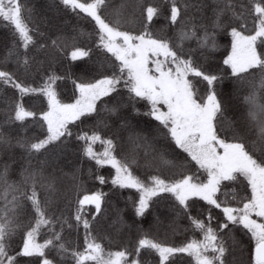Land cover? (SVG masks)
<instances>
[{
    "label": "snow or ice",
    "instance_id": "snow-or-ice-1",
    "mask_svg": "<svg viewBox=\"0 0 264 264\" xmlns=\"http://www.w3.org/2000/svg\"><path fill=\"white\" fill-rule=\"evenodd\" d=\"M59 4L83 13L94 22L95 48L106 54L89 70L93 72L92 79L73 81L75 98L69 103L58 98L55 88L57 80L63 77L48 69L62 55L73 62L90 59L93 49L77 46L78 37L71 38L73 50L70 52H66L69 45L61 40L37 43L31 33L38 29L30 28L23 18L20 0H0V18L13 27L15 36L3 57L6 66L0 69V85L16 93L13 97L0 96L5 117L0 121V197L3 199L0 264H20L21 258H38L39 264H54L47 255L52 249L62 259H73L74 264H142L143 250L158 256V264H169L180 253L191 257L194 264H228L227 257L238 247L232 239L234 231L244 232L253 244L250 264H264V97L261 96L264 0H248L247 4L242 0L240 3L236 0H211V3L209 0H162V5L126 0L121 8L131 4L133 22L140 26L138 33L125 28L128 21L119 12L115 21L104 17L108 0H59ZM162 6H165L163 14L167 24L178 26L174 36L151 31L154 20L162 14ZM209 8L211 17L206 15ZM249 16L254 24L251 29L247 22ZM209 19L211 23H205ZM220 31H226L231 37V50L222 60L230 70L226 74L206 71L197 61L198 52L207 59L206 54L217 50ZM189 40H195L197 47L185 50L183 44ZM9 62L11 66H7ZM225 75L237 86L245 83L250 86L248 94L242 97L246 111L239 115L234 112L231 117L226 114L228 105L217 90ZM35 76H40L42 83L34 87L26 81ZM201 81L205 84L203 92L198 87ZM123 91L127 93L126 98ZM235 94L239 97L238 89ZM29 96L43 97L46 101L47 110L40 111L36 121L43 138L41 134L32 137L25 134V122L37 117V112L29 110L23 102ZM141 101L149 109L144 114L158 122V135L186 154L183 162L178 158L169 159L168 153L156 149L148 136L130 131L125 112L129 109L138 112L136 105ZM98 102L104 107L100 108ZM91 117L97 119L91 133L76 136L84 142L82 154L94 161L97 168L109 166L114 170L110 180L113 188L134 189L139 194L138 200L131 201L135 217H144L153 198L168 193L176 202L173 211L185 216L191 228L201 233V239L168 246L144 234L134 253L126 249L106 253L90 230L91 221H97L103 212L106 193L100 191L79 198L70 216L56 215L53 196L59 178L55 170L49 175H45V170L53 167L52 158L67 147V141L73 136L69 125ZM113 118L116 139H105L99 129L108 128V121ZM122 131H129V141L142 148L145 157H151L149 166L177 169L178 178L166 180L152 175L146 182L135 175L132 166L137 163L136 159L116 155ZM97 143L103 146V151H94L93 145ZM16 149L22 153L19 159ZM193 162L196 171L189 172ZM18 163L20 179L10 180L13 165ZM197 173L206 174V180L200 179ZM76 179L73 174V180ZM95 179L101 185L109 182L99 174ZM236 185L242 186L244 195H240ZM38 189L43 191V199ZM193 200L203 201L207 206L196 216L191 214L193 205L189 201ZM86 206L95 210L91 221L85 216ZM214 210L219 214H214ZM205 211L206 220L200 218ZM116 225H124L120 212L110 227ZM73 227L85 230L82 251L70 248L64 240L65 228ZM42 229H47L49 235L40 242ZM17 235L20 242L14 248L12 239ZM27 264H35L34 259H29Z\"/></svg>",
    "mask_w": 264,
    "mask_h": 264
},
{
    "label": "trees",
    "instance_id": "trees-1",
    "mask_svg": "<svg viewBox=\"0 0 264 264\" xmlns=\"http://www.w3.org/2000/svg\"><path fill=\"white\" fill-rule=\"evenodd\" d=\"M125 2L126 0H108L107 7L103 9V15L108 21H115L118 18V12L121 13L122 19L128 21L125 24V28L134 33H138L140 26L138 22H133L131 4L123 9L121 8L122 5H125ZM132 2L134 3V0H132ZM144 2L145 4L162 5V0H144ZM240 2L241 0H236V3ZM242 2L247 4L248 0H242ZM20 3L22 6V16L29 24V27L38 29V31L31 33L37 43L51 44L52 40H61L69 45L66 52H70L73 50L71 47V38L78 37L76 40L77 46L93 49L90 59L84 58L83 60L73 62L67 59L66 55H62L59 56L57 60L52 63L51 68L48 69L57 76L63 77L57 80L55 85L58 98L65 103L72 102L75 98L73 81L76 80L79 82L80 80L92 79L93 72L89 70L94 67L98 58L103 59L106 55L95 48L97 36L94 31V22L83 13H78V11L73 12L71 9L64 8L63 5L59 4V0H20ZM209 3H211V0H209ZM28 10H31V12L29 13ZM164 12L165 6H162V14L154 20L151 31L159 35L174 36L178 26L167 24L163 14ZM136 15L138 17L139 13ZM206 15L211 17L210 8L207 10ZM29 17L31 18L29 19ZM223 19L226 23L228 22L227 17ZM247 22L249 29L254 27L250 16ZM205 23L210 24L211 20H206ZM40 33H43V35L41 36ZM14 39L13 27L0 18V69L6 66L3 57L6 54V50L12 46ZM217 43L219 47L216 51L206 54L207 59L200 56L198 52L197 61L199 64L203 65L206 71H212L216 74H226L230 70L225 68L222 64V60L231 50V37L226 31H220L217 34ZM183 47L185 50L189 48L194 49L197 47V44L195 40H189L184 42ZM7 66H11L10 62ZM193 79L195 80L197 78ZM33 80L35 81L34 83ZM26 82L31 83L32 86L35 87L42 83V80L40 76H35ZM198 87L201 92H203L205 90L204 82L201 81ZM237 89L239 90V97L235 94ZM217 90L221 92V98L224 99L228 105L226 114L229 117H231L234 112L239 115L240 112L246 111V107L242 104V97L247 95L250 91L248 83L237 86L236 82L232 80L230 76L225 75L222 85H217ZM123 94L126 98V91H123ZM3 95L13 97L16 93L14 89L0 85V96ZM261 96L264 97V90H261ZM105 100H107V98H105ZM23 102L29 110L37 112L36 118L25 122V134L29 137L41 134V138H43L42 129L36 121L38 120L40 111L47 110L46 101L43 97L29 96L25 97ZM98 105L100 108L104 107V104L101 102H98ZM136 108L138 109L136 113L132 112L130 109L125 112V115L129 117L131 125L130 131L133 133H140L142 136H148L156 149L168 153L169 159L178 158L179 161L183 162L186 154L182 153L179 149H175L174 145H171L168 141L159 136L156 131L158 122L144 114L149 110L146 102H139ZM3 112V106H0V121L5 118ZM96 123V117H91L82 118L81 121L69 125L73 132V136L67 141V147L64 148L62 152L58 153L55 158H52L53 167H49L45 170V175H49L55 170V174L59 178L55 186L56 193L53 196L56 215L63 213L65 217L70 216L75 212L77 206L76 201L79 198H82L85 194L100 191L106 193L104 203L102 204V214L97 221H91V216L95 210L90 206H86L85 216L92 223L90 229L92 235L96 238L98 243H101L106 253L125 249L129 253H134L138 240L144 234L168 246H181L191 239H201V233L191 228L189 220L185 216L177 215L173 211V206L176 202L168 193L153 198L144 217H135L131 201L138 200L139 194L134 189L113 188L110 180L115 174L114 170L109 166L97 168L94 161L88 160L82 154L84 142L78 141L76 136L82 132L91 133ZM108 123V128L105 129L101 127L99 131L105 139L109 137L116 139L114 136L116 132L114 118L110 119ZM128 137L129 131H122L120 133V139L117 140L118 147L116 155L118 158L127 157L128 159H136L137 163L132 166V171L135 175L146 182L152 175H159L166 180L178 178L175 175L177 169L170 167L158 168L155 164L149 166L151 157H145L144 150L142 148H137L136 144L129 141ZM93 148L94 151L97 152L103 151V146L99 143L93 145ZM15 152L19 159L22 155L21 150L16 149ZM43 158L44 156H40V159ZM33 163L35 164V161ZM19 170V163L13 165V170L9 177L10 180L16 181L20 179ZM188 171H196L194 162L189 166ZM73 174L77 177L75 181L73 180ZM97 174L103 175L109 182L101 185L95 179ZM197 174L200 176V179H206V174ZM235 187L240 195L245 194L241 185H236ZM38 192H40L41 198L43 199V191L38 189ZM189 203L193 205L191 210L193 216L201 213L207 207L203 201L193 200L189 201ZM2 206L3 199L0 197V207ZM118 212L123 216L124 225L122 227L120 225L110 227L113 220L116 219ZM214 214H219L218 210H214ZM206 216L207 213L205 211L200 218L206 220ZM72 223L75 224V221L73 220ZM56 230L59 231V226H57ZM48 235L47 229H42L38 240L43 242L44 239L48 238ZM231 235L232 239L238 243V247L227 257L228 264H250L249 256L253 244L249 236L245 235L242 231H234ZM63 236L70 248H76L80 251L83 250L85 230L82 227L79 229L73 227L71 230L65 228ZM19 242L20 236L17 235L12 239V246L15 248ZM47 255L49 259L54 261V264H74V260L70 257L62 259L61 255L58 254L55 249L48 250ZM131 258H134V255L130 256V259ZM29 259H34L35 264H39L38 258H21L20 264H27ZM140 259L142 264H158V256L154 253H150L148 250L142 251ZM169 264H194V262L191 257L180 253L170 260Z\"/></svg>",
    "mask_w": 264,
    "mask_h": 264
},
{
    "label": "rangeland",
    "instance_id": "rangeland-1",
    "mask_svg": "<svg viewBox=\"0 0 264 264\" xmlns=\"http://www.w3.org/2000/svg\"><path fill=\"white\" fill-rule=\"evenodd\" d=\"M233 98H234V96H233ZM206 180V179H205ZM255 218V217H254Z\"/></svg>",
    "mask_w": 264,
    "mask_h": 264
}]
</instances>
